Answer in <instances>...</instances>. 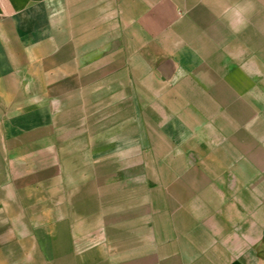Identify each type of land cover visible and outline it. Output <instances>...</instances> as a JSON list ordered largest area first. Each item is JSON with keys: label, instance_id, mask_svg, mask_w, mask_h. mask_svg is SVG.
<instances>
[{"label": "crops", "instance_id": "0c3cea01", "mask_svg": "<svg viewBox=\"0 0 264 264\" xmlns=\"http://www.w3.org/2000/svg\"><path fill=\"white\" fill-rule=\"evenodd\" d=\"M0 264H264V0H0Z\"/></svg>", "mask_w": 264, "mask_h": 264}, {"label": "rangeland", "instance_id": "374dc122", "mask_svg": "<svg viewBox=\"0 0 264 264\" xmlns=\"http://www.w3.org/2000/svg\"><path fill=\"white\" fill-rule=\"evenodd\" d=\"M64 119V117L62 118V116L60 115L59 116V123L62 124V120ZM64 122V121H63ZM86 122L87 124H89L90 128L93 129V122H94V119L93 118H86ZM76 123H77V118L76 117H72V114H71V118H70V126L72 127L73 124H75L76 126ZM86 140L89 141V139L91 138V141H93V134H86ZM93 150H87V153H92Z\"/></svg>", "mask_w": 264, "mask_h": 264}]
</instances>
